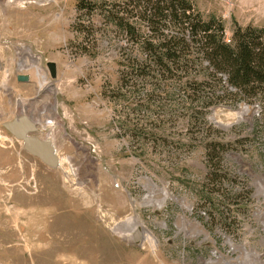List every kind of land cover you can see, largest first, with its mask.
<instances>
[{
  "label": "rangeland",
  "instance_id": "374dc122",
  "mask_svg": "<svg viewBox=\"0 0 264 264\" xmlns=\"http://www.w3.org/2000/svg\"><path fill=\"white\" fill-rule=\"evenodd\" d=\"M77 1L0 0V264H264L259 103L206 100L225 83L202 74L190 105L152 94L118 29ZM189 1L227 36L264 28V0ZM21 115L56 168L2 127Z\"/></svg>",
  "mask_w": 264,
  "mask_h": 264
},
{
  "label": "trees",
  "instance_id": "16d2710c",
  "mask_svg": "<svg viewBox=\"0 0 264 264\" xmlns=\"http://www.w3.org/2000/svg\"><path fill=\"white\" fill-rule=\"evenodd\" d=\"M76 9L118 29L123 48L133 51L128 62L152 94L182 93L190 105V96L202 99L197 76L216 77L225 84L206 100L222 90L236 103H259L255 126L264 131V28L235 24L227 36L221 19H203L189 0H78Z\"/></svg>",
  "mask_w": 264,
  "mask_h": 264
},
{
  "label": "water",
  "instance_id": "95a60500",
  "mask_svg": "<svg viewBox=\"0 0 264 264\" xmlns=\"http://www.w3.org/2000/svg\"><path fill=\"white\" fill-rule=\"evenodd\" d=\"M51 79L56 78V66L54 63H47ZM16 80L20 83H29L28 75H17ZM2 127L17 141L22 143L23 150L29 155L36 157L45 165L56 168L59 165L57 150L51 141L42 140L37 134V122L24 115L18 116L10 121L4 122Z\"/></svg>",
  "mask_w": 264,
  "mask_h": 264
},
{
  "label": "built area",
  "instance_id": "2783aa9c",
  "mask_svg": "<svg viewBox=\"0 0 264 264\" xmlns=\"http://www.w3.org/2000/svg\"><path fill=\"white\" fill-rule=\"evenodd\" d=\"M3 42V44H5V47H7L6 49H9V44H10V42L8 41V40H3L2 41ZM32 59L34 60L35 58H33L32 57ZM33 60H31V58H30V62L32 63L33 62ZM22 66H23V63H22ZM34 68H35V70H36V75H39V72H40V67L39 66H34V65H32ZM29 76V75H28ZM17 77V76H16ZM41 78H42V75H41ZM29 79H30V76H29Z\"/></svg>",
  "mask_w": 264,
  "mask_h": 264
},
{
  "label": "bare ground",
  "instance_id": "6f19581e",
  "mask_svg": "<svg viewBox=\"0 0 264 264\" xmlns=\"http://www.w3.org/2000/svg\"><path fill=\"white\" fill-rule=\"evenodd\" d=\"M31 58V60H33L32 59V57H30ZM48 123V122H47ZM49 137H50V135H48ZM47 139H51V138H48L47 137ZM127 224L129 225V221H127ZM129 232H130V234H131V236H133L135 239H137V237H138V230H137V226H131V228L128 230ZM125 237V236H124Z\"/></svg>",
  "mask_w": 264,
  "mask_h": 264
}]
</instances>
